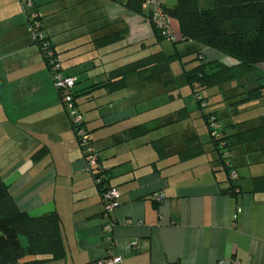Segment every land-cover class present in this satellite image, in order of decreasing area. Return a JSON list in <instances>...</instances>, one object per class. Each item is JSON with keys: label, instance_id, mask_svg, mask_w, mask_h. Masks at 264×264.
Segmentation results:
<instances>
[{"label": "crops", "instance_id": "1", "mask_svg": "<svg viewBox=\"0 0 264 264\" xmlns=\"http://www.w3.org/2000/svg\"><path fill=\"white\" fill-rule=\"evenodd\" d=\"M31 1L63 73L76 78L74 91L86 112L99 168L120 194L111 212L115 225L108 249L101 194L32 40L28 9L20 0H0V176L20 210L58 215L65 250L63 258L37 264H96L109 251L122 258L118 264H264V192L255 191L253 182L264 175V156L246 146L231 153L236 189L223 193L225 174L206 127L191 116L195 104L188 109L181 101L170 102L161 94L170 88L163 78L132 76L123 90L88 91L120 66L163 51L147 10L130 9L127 0ZM173 2L166 0L169 6ZM171 28L178 38L176 20ZM106 37L117 39L99 45ZM200 57L223 55L204 47ZM147 91L161 96L142 97ZM231 120L221 121L225 134L248 125ZM139 125L161 134L150 140L129 137ZM192 142L203 152L182 159Z\"/></svg>", "mask_w": 264, "mask_h": 264}, {"label": "trees", "instance_id": "2", "mask_svg": "<svg viewBox=\"0 0 264 264\" xmlns=\"http://www.w3.org/2000/svg\"><path fill=\"white\" fill-rule=\"evenodd\" d=\"M142 1L127 0L126 6L140 11ZM164 11L171 18V21L176 20L178 24L179 39L170 42L174 48L179 43L195 42L200 47L210 48L221 53L223 58L205 61L200 57V47L199 49L187 47L184 53H179L176 49L170 54L156 51L120 66L112 71L103 82L89 86L88 91L101 87L108 91L121 89L127 85V79L132 76H141L143 81L159 80L162 75L169 72L170 63L177 59L181 65V74L191 92L195 97L200 95L202 101L205 102V106H201L200 100L196 99L198 101L196 107L201 110L209 105L205 91L246 75L256 70L259 62H264V0H174L170 6L165 0ZM147 17L151 22L148 12ZM27 19L30 20L28 17ZM38 20H40L43 30L40 16ZM151 24L156 40L158 42L166 40L152 22ZM116 39L117 37H106L98 44L107 45ZM46 40L49 41L47 35ZM34 42L46 63V50L42 48L41 41L35 40ZM49 45L57 56L51 42ZM185 56L191 57L182 59ZM224 59H231L232 63H227ZM171 81L173 80L170 79L164 83ZM260 94L259 89L250 90L244 99H254ZM73 96L75 104L78 105L77 97L80 94H76L73 90ZM200 116L207 130L211 150L216 153L218 165L225 174L224 183L226 186L221 191L226 194H234L236 186L233 184V179L236 177V173L234 166L230 164V151L234 146H246L264 156V142H260L264 140V114L259 116L258 122L250 123L245 129L232 134H225L215 111L201 112ZM214 120L219 124L216 131L211 127V122ZM82 124L90 132L84 117ZM70 126L74 132V126L71 123ZM150 130L152 128L146 125H139L131 128L128 134L131 138L139 137ZM196 138L193 137L190 140L195 141ZM192 144L189 146L190 148L184 150V155L180 154L182 159L203 152V149L194 145L195 142ZM252 144H255V147ZM153 145L157 147V141H153ZM79 146L81 147L80 144ZM91 174L94 179V175L98 172ZM99 174H103V172L100 171ZM104 176V179L96 184L100 194L106 187H110L106 183V175ZM253 182L255 191L264 192V175L254 176ZM21 236L25 237V244H22ZM64 255L65 250L58 215L51 212L45 215L32 216L20 210L0 176V264H16L26 256H31L33 259L24 264H37L61 259Z\"/></svg>", "mask_w": 264, "mask_h": 264}, {"label": "built area", "instance_id": "3", "mask_svg": "<svg viewBox=\"0 0 264 264\" xmlns=\"http://www.w3.org/2000/svg\"><path fill=\"white\" fill-rule=\"evenodd\" d=\"M164 1L165 0H143L142 8L146 9L149 13V17L154 26L160 31L161 35L168 41H176L175 34L172 32L171 28V18L164 11ZM21 5L28 9L26 11V17L30 20L28 21L29 30L31 32L32 40H38L42 43V48L46 50L48 70L52 78L54 87L59 95L61 104L64 107L66 116L71 125L74 126L75 136L77 138L78 144L81 145L83 149L84 159L86 162V170L90 173H97L94 175V183L98 184L104 179V174H99L101 171L98 165V155L96 149L92 146V136L83 126V115L78 109V105L74 102L73 90L76 82V78L71 75H66L62 71V66L55 55V52L50 48L48 40H46V33L41 29L40 20L38 17L39 13L33 8L31 0H20ZM28 13V14H27ZM28 20V19H27ZM196 99L200 100V105L205 106V102L202 101L200 95L196 96ZM211 127L216 131L219 128L217 121L211 122ZM234 176V174H232ZM119 191L116 187L110 186L106 187L101 194V201L103 204L104 223L102 225V233L104 234V243L107 248L111 247V232L113 226L115 225L114 220L111 218V212L119 204ZM122 261V258L117 255H113L110 251L107 253L104 259L99 260L96 264H118ZM212 264H238L236 261L232 260H222L214 262Z\"/></svg>", "mask_w": 264, "mask_h": 264}, {"label": "rangeland", "instance_id": "4", "mask_svg": "<svg viewBox=\"0 0 264 264\" xmlns=\"http://www.w3.org/2000/svg\"><path fill=\"white\" fill-rule=\"evenodd\" d=\"M161 46L162 50L166 54H170L174 52L176 49L179 53H184L187 47L199 49V45L195 42L190 43H179L176 44L175 48L168 40H163L158 47ZM202 50L203 47H200ZM191 56H185L182 59H189ZM227 63H232L231 59H224ZM182 69L180 62L176 59L170 63V70L168 73L162 75L164 82H167L166 79H172L174 82L164 83L163 85H167L170 87L168 92L161 93L162 95L168 96V100H178L183 102V104L188 106V109H192L191 104L197 105L198 101L196 97L191 92L190 87L187 85L184 77L181 74ZM174 86V87H173ZM125 89V88H123ZM121 89V90H123ZM261 92L260 96L254 99H244L248 96V92L250 90H257ZM150 91L142 92V97H147V99H156L160 98V92L156 94H149ZM123 95V94H121ZM205 95L208 96L209 105L199 110L198 107L196 109H192L191 116L195 119L201 120L202 113H208L213 110L216 111L220 121H223L225 124L229 123V121L233 120H243L240 124H254L259 121V116L264 114V62H259L257 64V69L243 76H239L234 78L231 81H228L218 87L205 91ZM108 97V96H107ZM104 98V97H103ZM102 98V99H103ZM110 97H108L109 99ZM79 111L82 113L83 117L85 116L84 108L78 105ZM183 109H179L176 111V117L181 115ZM198 116V118L194 117ZM191 117V118H192ZM161 134V133H160ZM157 130H150L146 134L142 135L143 139L150 140L152 138L158 137L160 135ZM140 137V138H142ZM138 137V139H140ZM261 143L264 140L260 141ZM159 145V144H158ZM255 147V144H252ZM233 149V150H232ZM231 149V153L233 154L235 151L239 149V146H234ZM22 244H25L26 240L24 236L20 237Z\"/></svg>", "mask_w": 264, "mask_h": 264}]
</instances>
